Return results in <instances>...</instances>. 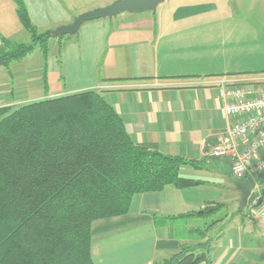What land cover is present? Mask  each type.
Here are the masks:
<instances>
[{"label": "crops", "instance_id": "obj_1", "mask_svg": "<svg viewBox=\"0 0 264 264\" xmlns=\"http://www.w3.org/2000/svg\"><path fill=\"white\" fill-rule=\"evenodd\" d=\"M17 1L0 0V46L27 32ZM19 1L39 35L111 3ZM142 14L89 22L73 37H57L32 80L45 88L17 101L1 93L0 100L16 106L96 91L136 145L200 165L181 171L199 186L138 195L127 215L96 222L94 264H161L185 247L207 252L212 264H264V198L239 212L234 182L244 180L229 158L210 154L236 121L224 113L217 82L264 79V0H165ZM208 207L217 210L203 216Z\"/></svg>", "mask_w": 264, "mask_h": 264}, {"label": "trees", "instance_id": "obj_2", "mask_svg": "<svg viewBox=\"0 0 264 264\" xmlns=\"http://www.w3.org/2000/svg\"><path fill=\"white\" fill-rule=\"evenodd\" d=\"M17 2L32 43L4 42L0 67L37 47L49 55L51 34L39 35ZM188 165L200 167L136 145L96 91L1 108L0 264H94L93 225L127 215L138 195L199 186L182 177ZM203 263L212 264L207 252L185 247L161 264Z\"/></svg>", "mask_w": 264, "mask_h": 264}, {"label": "built area", "instance_id": "obj_3", "mask_svg": "<svg viewBox=\"0 0 264 264\" xmlns=\"http://www.w3.org/2000/svg\"><path fill=\"white\" fill-rule=\"evenodd\" d=\"M223 110L229 120L226 135L211 151V157L229 158L238 180L254 178L256 188L248 200L251 209L259 207L264 189L258 177L264 175V79L217 82ZM5 107L0 100V109ZM259 218L264 223V204ZM252 211V210H251Z\"/></svg>", "mask_w": 264, "mask_h": 264}, {"label": "rangeland", "instance_id": "obj_4", "mask_svg": "<svg viewBox=\"0 0 264 264\" xmlns=\"http://www.w3.org/2000/svg\"><path fill=\"white\" fill-rule=\"evenodd\" d=\"M116 1L118 0H111L110 5ZM162 5H160L159 7H161ZM144 13L145 14H142V13L141 14L147 15L153 12H144ZM131 15H134V14H131ZM129 16L130 14L125 13V14L119 15L118 18H113L112 20L114 21L115 19L116 20L120 19L119 17H129ZM38 33L40 34V32ZM55 39L56 38L52 37L49 40V43H48V47H49L48 54L49 55L50 53H52L51 50L53 49ZM15 41L17 43H11L14 46L20 45L22 43L24 44L32 43V39L28 38L27 32H24L22 35L18 34V37L16 38ZM13 45L12 47H14ZM4 46H5V43H1L0 51H2L5 48ZM45 46L47 45L44 44L42 47H45ZM45 60L46 59H44L42 49L40 47H37L32 53L22 58L21 60L12 62L8 67H0V94L9 93V96L13 97L12 99L17 101L18 99L27 97V92L36 91L40 89V87L41 89L45 88L44 82H42V80H41L42 86L38 85L40 82L38 83L36 80L32 82V80L34 79L36 75L42 74V71L44 69ZM47 64H49V62ZM48 72H49V69H48ZM19 105H22V104H19ZM259 184L264 189V178L261 181H259ZM206 219L208 222L211 223V218H206Z\"/></svg>", "mask_w": 264, "mask_h": 264}, {"label": "water", "instance_id": "obj_5", "mask_svg": "<svg viewBox=\"0 0 264 264\" xmlns=\"http://www.w3.org/2000/svg\"><path fill=\"white\" fill-rule=\"evenodd\" d=\"M164 2L165 0H118L107 7L81 14L72 25L58 28L51 33V36L54 38L64 36L73 37L80 32L82 26L86 23L102 19H113L125 13H155L158 7L164 4ZM234 185L241 192L240 198L238 199V211L242 213L247 208L248 200L256 188V180L254 178H248L243 182H234ZM262 200L261 198L258 205L261 204Z\"/></svg>", "mask_w": 264, "mask_h": 264}]
</instances>
